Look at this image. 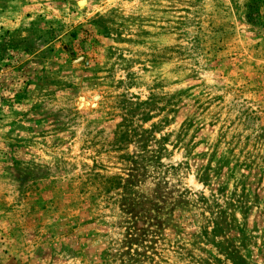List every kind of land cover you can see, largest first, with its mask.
Here are the masks:
<instances>
[{
	"label": "rangeland",
	"instance_id": "374dc122",
	"mask_svg": "<svg viewBox=\"0 0 264 264\" xmlns=\"http://www.w3.org/2000/svg\"><path fill=\"white\" fill-rule=\"evenodd\" d=\"M0 264H264V0H0Z\"/></svg>",
	"mask_w": 264,
	"mask_h": 264
}]
</instances>
